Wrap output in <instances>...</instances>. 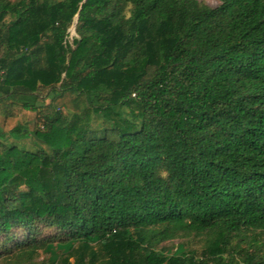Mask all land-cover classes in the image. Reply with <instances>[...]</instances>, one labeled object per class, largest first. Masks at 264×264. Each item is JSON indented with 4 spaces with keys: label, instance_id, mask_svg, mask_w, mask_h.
Masks as SVG:
<instances>
[{
    "label": "trees",
    "instance_id": "16d2710c",
    "mask_svg": "<svg viewBox=\"0 0 264 264\" xmlns=\"http://www.w3.org/2000/svg\"><path fill=\"white\" fill-rule=\"evenodd\" d=\"M216 1L0 0V260L264 264V0Z\"/></svg>",
    "mask_w": 264,
    "mask_h": 264
},
{
    "label": "rangeland",
    "instance_id": "374dc122",
    "mask_svg": "<svg viewBox=\"0 0 264 264\" xmlns=\"http://www.w3.org/2000/svg\"><path fill=\"white\" fill-rule=\"evenodd\" d=\"M12 1H14V0H12ZM198 1L210 6L212 8H215L219 5V3L216 0H198ZM55 103H57V104L64 103L65 105L68 106V108H72L69 96H65L62 99H58V100H56ZM20 113L21 114L18 117L19 121H21V122L26 121L28 127L32 128L34 121H35L34 114L21 112V111H20ZM16 121H17V119H13L12 121H8V122H3L0 119V123L3 122L2 124H3V127L5 130H8L11 127H13L14 124L16 123ZM101 127H102V123L99 120L94 121L92 123V129H100ZM23 143L26 147H29L28 141H24ZM54 233H55L54 229H43L41 231L42 236H52V235H54ZM203 244H204V237L203 236L192 235V236L187 237V238H177V239H174L172 241L161 243L158 246V248L159 249L163 248V249L167 250V253H172L175 251L177 246L182 245L186 252H188V251L200 252L203 248ZM1 250L4 254H6V253L8 254V253L13 252L12 250H14V247H13L12 241L8 240V241L4 242L0 236V251ZM47 257H48V254L40 253V255L37 258L35 263L38 264L39 262L46 260ZM9 263L10 262L0 260V264H9Z\"/></svg>",
    "mask_w": 264,
    "mask_h": 264
}]
</instances>
